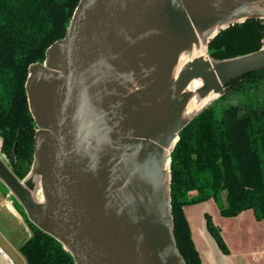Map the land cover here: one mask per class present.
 <instances>
[{
    "label": "water",
    "instance_id": "water-1",
    "mask_svg": "<svg viewBox=\"0 0 264 264\" xmlns=\"http://www.w3.org/2000/svg\"><path fill=\"white\" fill-rule=\"evenodd\" d=\"M258 1L79 0L64 38L28 67L33 161L19 180L0 155V183L74 264H186L174 240L171 153L181 130L228 83L264 70V46L227 60L207 52L221 31L264 20ZM209 31L206 59L187 62L168 82L179 54ZM142 61H156L153 74L140 97L126 94V77ZM193 79L202 83L200 97H214L182 123ZM107 147L116 149L110 168Z\"/></svg>",
    "mask_w": 264,
    "mask_h": 264
},
{
    "label": "trees",
    "instance_id": "trees-1",
    "mask_svg": "<svg viewBox=\"0 0 264 264\" xmlns=\"http://www.w3.org/2000/svg\"><path fill=\"white\" fill-rule=\"evenodd\" d=\"M79 0H0V155L24 179L33 161L35 122L28 109V67L42 63L47 48L67 33ZM264 20H248L218 33L207 46L214 60H227L262 48ZM179 133L170 162V205L174 240L186 264H201L183 208L218 199L220 215L251 211L264 219V70L225 86ZM235 96L237 103L224 105ZM208 233L223 254L228 248L205 214ZM31 237L19 251L27 264H74L71 255L25 217Z\"/></svg>",
    "mask_w": 264,
    "mask_h": 264
},
{
    "label": "crops",
    "instance_id": "crops-1",
    "mask_svg": "<svg viewBox=\"0 0 264 264\" xmlns=\"http://www.w3.org/2000/svg\"><path fill=\"white\" fill-rule=\"evenodd\" d=\"M193 244L201 264H264V219L257 221L253 213L244 211L234 218H224L213 200L183 208ZM205 214L219 229L229 253L223 254L210 236L205 225ZM240 226L248 227L251 243L258 248L248 250L247 236L244 234L243 251H233L234 237L241 235ZM245 232V230H243ZM31 237L30 229L14 205L0 198V248L6 257H0V264H27L20 253V247ZM232 237V241H231ZM239 239V238H238ZM240 238V242H241ZM242 243V242H241Z\"/></svg>",
    "mask_w": 264,
    "mask_h": 264
},
{
    "label": "bare ground",
    "instance_id": "bare-ground-1",
    "mask_svg": "<svg viewBox=\"0 0 264 264\" xmlns=\"http://www.w3.org/2000/svg\"><path fill=\"white\" fill-rule=\"evenodd\" d=\"M259 5L264 4V0L258 1ZM253 10L250 9V14ZM210 31L206 34V36L201 39L199 44L197 46H194L193 49L190 52L183 51L179 54L176 62L171 65L168 68L167 73V81H176L179 75L180 70L182 69L183 65L187 62H190L192 59L195 58H203L206 59L205 55V42L209 38V36L213 33ZM154 55L153 59H158L159 57V50L152 53ZM156 61L145 63V62H139V64L134 67L131 71V73L126 77V81H128L126 94H132L136 93L137 95H141L144 87V82L147 78H150L153 74L154 68H155ZM142 83V84H141ZM201 81L197 79H193L190 81L186 88L184 89V92L189 93L188 96H185V100H181L182 106H183V112H182V120H180L182 123L190 118L192 115L197 113L201 108H203L213 97L214 94L209 93L205 98H202L198 95L197 89L201 86ZM183 89V88H182ZM158 100L161 101V103H164V97L162 96ZM107 147L106 149V165L109 168L113 165V162L111 160L113 159V154L115 153L116 149ZM110 149V150H109ZM108 151V152H107Z\"/></svg>",
    "mask_w": 264,
    "mask_h": 264
},
{
    "label": "rangeland",
    "instance_id": "rangeland-1",
    "mask_svg": "<svg viewBox=\"0 0 264 264\" xmlns=\"http://www.w3.org/2000/svg\"><path fill=\"white\" fill-rule=\"evenodd\" d=\"M261 44H262V46H264V37L261 40ZM236 99L237 98L235 96H232V97L228 98L223 104L225 106L226 105H230V104H235V103H237ZM0 198L5 199L6 201H8L12 205H14L15 209L21 214V216L23 218L25 217V214L23 213L22 208L15 202V200L12 198V196L8 193L7 189L1 183H0ZM217 204H225V195H224V193H222V195H220V197L218 199V203L215 202L216 206H217ZM217 208H218V206H217ZM240 229H241V235L239 234V236L237 238L233 236V238L235 239V242L232 245H230V247L232 246V250L233 251L239 250V252L243 251L244 234L247 236V244H249L248 250L253 249L255 247L258 248L256 243H251L252 241L249 238V235H250L251 231L249 230V228L248 227H246V228L243 227V229H242V226H240ZM243 230H245V232H243ZM240 238H242L241 239L242 243L240 242ZM231 241H232V237H231Z\"/></svg>",
    "mask_w": 264,
    "mask_h": 264
},
{
    "label": "built area",
    "instance_id": "built-area-1",
    "mask_svg": "<svg viewBox=\"0 0 264 264\" xmlns=\"http://www.w3.org/2000/svg\"><path fill=\"white\" fill-rule=\"evenodd\" d=\"M0 257H6L5 253L3 252L1 248H0Z\"/></svg>",
    "mask_w": 264,
    "mask_h": 264
}]
</instances>
